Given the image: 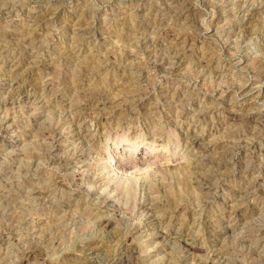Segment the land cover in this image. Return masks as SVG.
<instances>
[{
	"label": "rangeland",
	"instance_id": "rangeland-1",
	"mask_svg": "<svg viewBox=\"0 0 264 264\" xmlns=\"http://www.w3.org/2000/svg\"><path fill=\"white\" fill-rule=\"evenodd\" d=\"M118 251L264 264V0H0V264Z\"/></svg>",
	"mask_w": 264,
	"mask_h": 264
},
{
	"label": "bare ground",
	"instance_id": "bare-ground-1",
	"mask_svg": "<svg viewBox=\"0 0 264 264\" xmlns=\"http://www.w3.org/2000/svg\"><path fill=\"white\" fill-rule=\"evenodd\" d=\"M19 90V89H18ZM16 93V92H15ZM18 94H19V92H18ZM16 97V96H15ZM12 103V102H11ZM120 143V142H119ZM118 143V144H119ZM135 147V146H134ZM132 148V147H131ZM127 149V148H126ZM105 151V150H104ZM118 151H120V150H118ZM117 151L115 150H111V152H110V157H109V161H110V164H112L113 166H114V169L113 170H116L115 172H113V173H115V175L114 176H117L118 174H121L124 170H125V168H126V165H131L132 164V162H129V161H127V160H123L120 156H117ZM144 158H143V162H144V160L145 161H148L149 160V156H143ZM129 167V166H128ZM125 172V171H124ZM128 179H130V177H128ZM203 181V180H202ZM206 182V181H205ZM114 189H116L115 187H114ZM113 189V190H114ZM40 190L41 189H39L38 191L40 192ZM115 191V190H114ZM116 192V191H115ZM38 193V192H37ZM101 197V196H100ZM172 200V199H171ZM109 201L106 199V198H103V197H101L100 198V203H102L101 204V207H103V206H111V204H109L108 203ZM160 203V202H159ZM162 203V202H161ZM152 206V205H151ZM109 220H111L112 221V223H116V221H115V219H112V218H108V220H107V222L106 223H108L109 222ZM111 232V231H110ZM109 232V233H110ZM108 234V233H107ZM118 233H110V234H108V237H106L107 239H111V240H117L118 241V235H117ZM124 236V235H123ZM103 238V237H102ZM106 238H104V239H106ZM121 240V239H120ZM182 240V239H181ZM108 241V240H107ZM87 243V242H86ZM83 244V243H82ZM181 245H183L184 246V248L186 249V250H188V251H191V252H194L195 251V245H194V243L190 240H184V241H182V244ZM27 247V246H26ZM31 247V246H30ZM91 247V246H90ZM89 247V245L87 244V246H84L83 247V251H82V253L83 252H85L86 250H90V252L92 251L93 252V247L92 248H90ZM32 248H33V250H30V248L28 249V247H27V250L25 251V253L24 254H22V257H28V256H30L31 254H32V252H34L35 250H37V247H35V246H32ZM31 248V249H32ZM93 249V250H92ZM121 250V249H120ZM123 251V250H122ZM122 251H118V255H120V256H118L117 255V257H116V259L114 258L113 260H111V262L110 263H104V260L106 259H104L103 261H102V264H114V262H116V260H118L117 262L119 263H121V262H123V260L125 259V257L124 256H121L122 254ZM218 251V250H217ZM79 255V254H78ZM72 259V258H71ZM109 259V258H108ZM203 260V259H202ZM204 261V260H203ZM106 262V261H105ZM208 263V262H207ZM87 264V263H86ZM93 264H96L95 262L93 263ZM98 264V263H97ZM195 264H204L201 260H198V258H197V260H195ZM218 264V263H217Z\"/></svg>",
	"mask_w": 264,
	"mask_h": 264
}]
</instances>
